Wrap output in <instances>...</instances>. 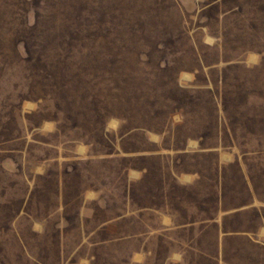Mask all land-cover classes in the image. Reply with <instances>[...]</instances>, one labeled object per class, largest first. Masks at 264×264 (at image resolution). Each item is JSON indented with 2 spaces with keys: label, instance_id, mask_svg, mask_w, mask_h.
I'll list each match as a JSON object with an SVG mask.
<instances>
[{
  "label": "rangeland",
  "instance_id": "obj_1",
  "mask_svg": "<svg viewBox=\"0 0 264 264\" xmlns=\"http://www.w3.org/2000/svg\"><path fill=\"white\" fill-rule=\"evenodd\" d=\"M0 264H264V0H0Z\"/></svg>",
  "mask_w": 264,
  "mask_h": 264
}]
</instances>
